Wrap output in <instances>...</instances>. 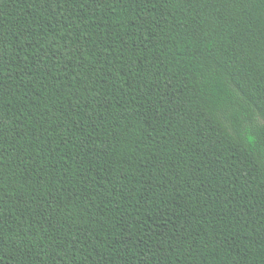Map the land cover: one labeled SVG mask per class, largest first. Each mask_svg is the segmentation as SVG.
<instances>
[{"label":"trees","instance_id":"16d2710c","mask_svg":"<svg viewBox=\"0 0 264 264\" xmlns=\"http://www.w3.org/2000/svg\"><path fill=\"white\" fill-rule=\"evenodd\" d=\"M0 264H264V0H0Z\"/></svg>","mask_w":264,"mask_h":264}]
</instances>
